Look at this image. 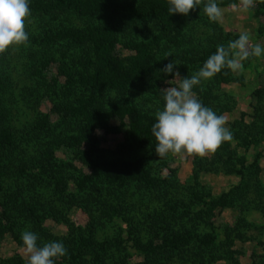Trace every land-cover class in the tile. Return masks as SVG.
<instances>
[{
    "label": "rangeland",
    "instance_id": "374dc122",
    "mask_svg": "<svg viewBox=\"0 0 264 264\" xmlns=\"http://www.w3.org/2000/svg\"><path fill=\"white\" fill-rule=\"evenodd\" d=\"M93 1L30 0L29 40L0 54V264H27L24 231L64 244L56 264H264V55L194 87L232 133L215 153L158 157L152 134L179 83L161 69L190 78L243 33L264 46V0H217L218 23L207 0Z\"/></svg>",
    "mask_w": 264,
    "mask_h": 264
},
{
    "label": "clouds",
    "instance_id": "9594fccd",
    "mask_svg": "<svg viewBox=\"0 0 264 264\" xmlns=\"http://www.w3.org/2000/svg\"><path fill=\"white\" fill-rule=\"evenodd\" d=\"M201 3L202 0H168V12L170 16H188ZM242 3L243 11L253 6V0H242ZM29 4L30 0H0V54L29 40L25 31V21L31 15ZM203 10L211 22L218 23L223 17V10L217 0H207ZM249 40V35L243 33L238 40L230 42L229 49L235 50V58H229V52L223 46H218L216 53L190 78H181L180 73L174 71L176 67L173 62L161 69L164 75L173 77L168 81L170 85L174 80H179V83L176 87L171 86L162 91L165 104L156 113V122L152 126L158 157L169 153L204 157L215 153L223 142L232 140V133L225 126V118L204 106L193 89L202 80L213 78L225 66L235 71L242 67L241 61L248 59L250 55H264V46L255 44L250 50ZM169 56L171 54L167 57ZM21 240L29 256L27 264H56L58 258L67 255L62 242L38 246V235L31 231L22 232Z\"/></svg>",
    "mask_w": 264,
    "mask_h": 264
},
{
    "label": "trees",
    "instance_id": "16d2710c",
    "mask_svg": "<svg viewBox=\"0 0 264 264\" xmlns=\"http://www.w3.org/2000/svg\"><path fill=\"white\" fill-rule=\"evenodd\" d=\"M108 1V5H110L111 7L112 6H114V1L112 0V1H110V0H94L93 1V5L92 6H95L96 7V5L99 7H103V3H105V2H107ZM70 5L71 6H74V3L73 2H70ZM92 6H89V8L90 7H92ZM86 12H88V11H86ZM88 28H84L83 30H77L78 32H79V34H81V36H83L82 35V33L83 32H85V33H87V35L88 36H91V37H93L94 39H97V35L98 34H102L101 35V39H103V40H105V41H108V34H107V32H103V33H101V32H98L97 30H94V29H88ZM71 32H72V30H70ZM69 31V32H70ZM70 32V33H71ZM76 31H74V33H75ZM72 34H73V32H72ZM69 36V35H68ZM71 36H73V35H71ZM98 42V41H97ZM96 42V43H97ZM104 44H106L107 45V43L106 42H103ZM98 44V43H97ZM109 45L112 47L113 46V43H112V41H110L109 42ZM108 45V46H109ZM105 56H106V53L103 55V57L105 58ZM136 62V61H135ZM131 63V66H133V67H135L136 66V63ZM134 64V65H133ZM137 64H139V63H137ZM106 66H107V68L109 69V68H111V67H113L115 70V72L116 71H118V68L119 67H116V66H112L111 65V63H109V62H107L106 63ZM101 70H103V69H101ZM125 74H129V68H127V67H125L124 68V71H123V73H122V75L123 76H125ZM130 127L133 129V130H135L136 132L135 133H137V134H140V138L139 139H143V142H149V137H150V135H149V126H150V124H145V125H141V124H139V122H134V120H130ZM130 131H131V129H130ZM134 133V134H135ZM143 133V134H142ZM137 134H135V135H137ZM142 134V135H141ZM138 136V135H137ZM0 139H4V136H0ZM123 169L124 170H127V171H129V173L131 174V176H133V177H137V178H143L144 179V177L146 176V173H145V171H143V173H138V172H136V171H133L132 170V168H129V167H126V166H124L123 167ZM193 236H195V238H198V239H202V238H206L205 236H197V235H193ZM180 237H182V236H180ZM179 237V238H180ZM207 237H208V239H212L213 237H209L208 235H207Z\"/></svg>",
    "mask_w": 264,
    "mask_h": 264
}]
</instances>
